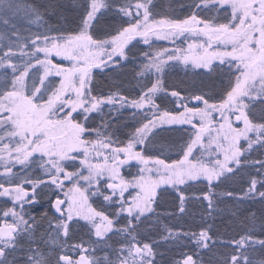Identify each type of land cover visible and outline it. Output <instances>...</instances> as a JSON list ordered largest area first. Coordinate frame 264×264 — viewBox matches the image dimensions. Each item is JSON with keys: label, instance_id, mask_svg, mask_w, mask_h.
I'll list each match as a JSON object with an SVG mask.
<instances>
[{"label": "snow or ice", "instance_id": "snow-or-ice-1", "mask_svg": "<svg viewBox=\"0 0 264 264\" xmlns=\"http://www.w3.org/2000/svg\"><path fill=\"white\" fill-rule=\"evenodd\" d=\"M0 264H264V0H0Z\"/></svg>", "mask_w": 264, "mask_h": 264}]
</instances>
